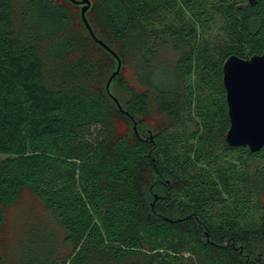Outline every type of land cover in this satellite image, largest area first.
I'll list each match as a JSON object with an SVG mask.
<instances>
[{"label": "trees", "instance_id": "trees-1", "mask_svg": "<svg viewBox=\"0 0 264 264\" xmlns=\"http://www.w3.org/2000/svg\"><path fill=\"white\" fill-rule=\"evenodd\" d=\"M89 1L108 90L81 5L0 0V264H264V146L226 143L222 80L264 0Z\"/></svg>", "mask_w": 264, "mask_h": 264}, {"label": "water", "instance_id": "water-1", "mask_svg": "<svg viewBox=\"0 0 264 264\" xmlns=\"http://www.w3.org/2000/svg\"><path fill=\"white\" fill-rule=\"evenodd\" d=\"M70 1L81 5L82 22L93 40L107 49L117 60L116 70L106 84L108 90L112 78L120 69V59L94 36L85 18L90 1ZM222 74L229 118L225 141L231 147H248L251 152H258L264 146V51L261 55L249 59L230 56L223 64ZM116 104L120 109L119 104L117 102ZM133 129L136 130L135 125Z\"/></svg>", "mask_w": 264, "mask_h": 264}, {"label": "rangeland", "instance_id": "rangeland-1", "mask_svg": "<svg viewBox=\"0 0 264 264\" xmlns=\"http://www.w3.org/2000/svg\"><path fill=\"white\" fill-rule=\"evenodd\" d=\"M109 78H110V77H109ZM135 132H136V130H135ZM2 158H3V156L0 155V159H2ZM152 207H153V206H152Z\"/></svg>", "mask_w": 264, "mask_h": 264}]
</instances>
